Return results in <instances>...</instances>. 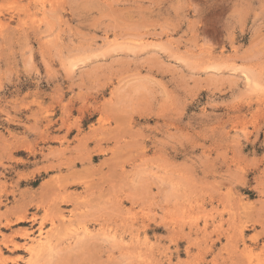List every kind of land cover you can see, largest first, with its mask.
I'll list each match as a JSON object with an SVG mask.
<instances>
[{
	"label": "rangeland",
	"instance_id": "rangeland-1",
	"mask_svg": "<svg viewBox=\"0 0 264 264\" xmlns=\"http://www.w3.org/2000/svg\"><path fill=\"white\" fill-rule=\"evenodd\" d=\"M0 264H264V0H0Z\"/></svg>",
	"mask_w": 264,
	"mask_h": 264
},
{
	"label": "bare ground",
	"instance_id": "bare-ground-1",
	"mask_svg": "<svg viewBox=\"0 0 264 264\" xmlns=\"http://www.w3.org/2000/svg\"><path fill=\"white\" fill-rule=\"evenodd\" d=\"M49 246H50V245H49ZM49 246H48V247H49ZM46 247H47V245H46ZM38 249H39V248H38ZM42 249H43V248H42ZM45 250H47V248H46ZM49 251H50V250H49ZM43 252H44V251H43ZM37 253H38V252H37ZM37 253H36V255H37ZM41 253H42V252H41ZM38 254H39V253H38ZM248 259H249V257H248Z\"/></svg>",
	"mask_w": 264,
	"mask_h": 264
}]
</instances>
